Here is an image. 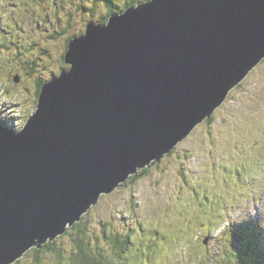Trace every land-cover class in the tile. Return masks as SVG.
Listing matches in <instances>:
<instances>
[{
    "label": "water",
    "instance_id": "water-1",
    "mask_svg": "<svg viewBox=\"0 0 264 264\" xmlns=\"http://www.w3.org/2000/svg\"><path fill=\"white\" fill-rule=\"evenodd\" d=\"M263 61L264 0H151L89 23L26 126L0 123V264L162 162Z\"/></svg>",
    "mask_w": 264,
    "mask_h": 264
},
{
    "label": "rangeland",
    "instance_id": "rangeland-1",
    "mask_svg": "<svg viewBox=\"0 0 264 264\" xmlns=\"http://www.w3.org/2000/svg\"><path fill=\"white\" fill-rule=\"evenodd\" d=\"M130 1L0 0V123L25 127L37 112V80L50 82L70 70L63 60L67 42L83 36L89 23L106 21L111 11L119 14ZM138 1L140 5L151 0ZM33 43L38 48L27 52ZM17 78L22 80L16 82ZM213 117V125L208 121L200 125L162 162L146 168L147 175L140 173L136 183L129 181L104 196L84 217L90 228L83 237L110 253L115 247L104 237L105 225L107 235L124 236L130 228L139 230L145 224L153 238L159 234L163 243L155 247L156 256L146 252L148 245L145 254L135 249L141 264H198L201 255L202 264H222L226 250L219 248L218 239L231 222L257 219L263 227L264 173L256 179L258 202L232 207L235 200L230 199L233 186L227 168L241 163L245 150H254L253 155L264 151V61L231 91ZM206 188L209 195L217 192L211 199L222 196L225 206L203 205L200 195L194 199L196 189ZM78 233L58 239L56 251L44 252L42 263L31 252L15 264H60L59 254L64 263L74 264ZM260 238L254 248L264 254V236ZM141 241L138 235L137 242Z\"/></svg>",
    "mask_w": 264,
    "mask_h": 264
},
{
    "label": "trees",
    "instance_id": "trees-1",
    "mask_svg": "<svg viewBox=\"0 0 264 264\" xmlns=\"http://www.w3.org/2000/svg\"><path fill=\"white\" fill-rule=\"evenodd\" d=\"M138 0H131L128 5L123 8V11H120L119 14L124 13L129 8H135L139 5ZM108 19L118 14L117 11L110 12ZM103 21L101 20L102 24H106L109 20ZM72 40V39H71ZM70 41H68L67 45L70 46ZM31 48H27V52L31 49H37L38 45L33 43ZM45 53V52H44ZM66 55L63 56L64 63ZM22 79L20 78V81ZM16 81V80H15ZM19 81V82H20ZM17 82V81H16ZM46 80L38 79L36 82L38 98H40L44 85L46 84ZM39 101V100H38ZM39 103V102H38ZM210 125L214 124V117L208 120ZM15 127V125H13ZM246 156L241 158V163H234L228 169L229 180L230 183L232 181L233 190L230 194V199L235 200L231 205L232 207H236L237 204L244 205L245 203L251 204L253 199H258L256 196L257 191V183L256 179L264 173V151L260 150L259 155H253V151H246ZM230 155V154H228ZM249 157V158H248ZM157 165V164H156ZM154 166V163L151 165ZM142 175L148 174V169L142 170ZM139 173V174H140ZM135 176L132 177L130 182L136 183L139 180V177ZM127 184V183H126ZM126 184L122 185L125 186ZM210 187V186H209ZM208 187V188H209ZM208 188L199 191L196 189L195 193L193 194L194 199L200 198L198 195L202 196V202L204 204L210 203V205H216L219 207H224L225 202L222 196L215 195L213 199V195L217 193L216 191H212L209 195ZM203 194V195H202ZM235 212V210H234ZM90 213V212H89ZM89 213L86 215L88 216ZM84 216V217H86ZM82 219L81 222L76 224L73 228H70L68 232L63 235L62 237L66 236L68 233L73 231H78V239L76 240V251L73 254V263L74 264H141L139 259V254H135V249H138L137 252H142L145 254V246L148 245L147 253H152L156 256L155 247L162 245L163 238H160L157 234L156 237L153 238L145 224L144 229L143 225L139 226V230L136 228H130L126 235H121L120 233L117 234H110L107 235V229L109 226L105 225V239L113 243L115 249L112 250L110 253H106L100 247H93L91 242L87 240L86 233H88L90 226L86 224ZM149 234L147 235L145 233ZM82 234V236H81ZM138 235L141 236V243L137 242ZM228 235H225L222 239V244L224 249L226 250V255L221 258L223 261L222 264H264V254L263 249L257 251L254 247L256 243L258 244V234H253L252 232H248L247 230L244 233L237 234L236 230H231L229 240ZM60 237V238H62ZM252 237V238H250ZM59 238V239H60ZM58 240V239H57ZM55 240L52 243H47L43 246L42 249L34 248L29 251L27 254L31 252L37 255L36 262L42 263V254L44 252H54L56 251V242ZM145 241H149L146 243ZM166 244V243H165ZM167 245V244H166ZM161 247V246H160ZM26 254V255H27ZM25 255V256H26ZM60 264H66L63 262V254H59ZM154 257H149V259H153ZM143 262V259H141ZM18 263V262H17Z\"/></svg>",
    "mask_w": 264,
    "mask_h": 264
},
{
    "label": "clouds",
    "instance_id": "clouds-1",
    "mask_svg": "<svg viewBox=\"0 0 264 264\" xmlns=\"http://www.w3.org/2000/svg\"><path fill=\"white\" fill-rule=\"evenodd\" d=\"M19 131H20V130H19ZM140 172H141V171H140ZM140 172H139V173H140ZM138 175H139V174H138ZM138 175H137V176H138ZM130 180H131V179H130ZM130 180H129V181H130ZM129 181H128V182H129ZM128 182H127V183H128ZM125 184H126V183H125ZM121 187H122V186H121ZM118 190H119V189H118ZM107 196H110V195H107ZM103 197H104V196H103ZM103 197H102V198H103ZM100 202H101V201H100ZM93 208H94V207H93ZM58 239H59V238H58Z\"/></svg>",
    "mask_w": 264,
    "mask_h": 264
},
{
    "label": "flooded vegetation",
    "instance_id": "flooded-vegetation-1",
    "mask_svg": "<svg viewBox=\"0 0 264 264\" xmlns=\"http://www.w3.org/2000/svg\"><path fill=\"white\" fill-rule=\"evenodd\" d=\"M23 127H24V126H23ZM23 127L18 126L17 129H18V130H21Z\"/></svg>",
    "mask_w": 264,
    "mask_h": 264
},
{
    "label": "bare ground",
    "instance_id": "bare-ground-1",
    "mask_svg": "<svg viewBox=\"0 0 264 264\" xmlns=\"http://www.w3.org/2000/svg\"><path fill=\"white\" fill-rule=\"evenodd\" d=\"M249 231V230H248ZM250 238H252V237H250Z\"/></svg>",
    "mask_w": 264,
    "mask_h": 264
}]
</instances>
